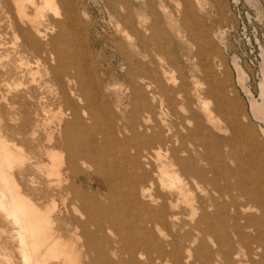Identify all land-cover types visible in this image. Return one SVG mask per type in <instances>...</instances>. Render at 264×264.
Masks as SVG:
<instances>
[{"label":"bare ground","instance_id":"bare-ground-1","mask_svg":"<svg viewBox=\"0 0 264 264\" xmlns=\"http://www.w3.org/2000/svg\"><path fill=\"white\" fill-rule=\"evenodd\" d=\"M0 2L14 36L0 52V264H264V183L248 187L243 163L228 164L236 138L222 134L239 123L223 80L212 68L207 82L205 66L190 89L175 75L152 4L109 1L129 46L114 40L126 66L121 117L100 92L98 68L83 69L74 0ZM199 25L188 33L195 44L209 31ZM140 28L151 31L156 61H146ZM137 46L145 53L135 63ZM219 55L209 45L208 60ZM260 87L264 105V76ZM93 174L100 189L90 194Z\"/></svg>","mask_w":264,"mask_h":264},{"label":"rangeland","instance_id":"rangeland-1","mask_svg":"<svg viewBox=\"0 0 264 264\" xmlns=\"http://www.w3.org/2000/svg\"><path fill=\"white\" fill-rule=\"evenodd\" d=\"M74 1L79 21L77 25L70 27L78 30L83 38L86 48L82 53V58L86 62L83 69L98 68V76L101 77L100 92L114 114L122 117L125 115L124 108L127 103L126 66L123 55L114 46V40L119 39L123 46L129 48L128 42L123 35L115 33L114 17L109 7L110 0ZM128 2L131 8L140 5L147 11L149 7L148 4L146 7L145 3L152 4L160 22L159 35L179 63L175 64L174 73L177 77H182L190 89L193 88L192 76L202 79L205 75V66L209 70L207 82L210 80L215 82L216 76L209 77L212 68L215 69L217 76L223 80L225 95L230 102V117L239 123L235 122L234 129L228 128L222 134L225 138H236L233 145L236 151L235 158L228 164L235 170L240 162L243 163L242 176L248 179V187L256 188L258 182L263 184L264 114L259 108L264 107L260 87V81L264 76V0H181L180 6H177L176 0H128ZM162 3L166 6L161 7ZM10 14L9 11L5 13L0 9V34L3 35L4 42L3 46H0V52L3 54L12 50L14 42L11 30H7ZM149 16L143 15L141 20L147 27L153 23V18ZM182 16L185 18V24L180 23ZM199 24L207 27L209 31L206 43L201 38L195 44L188 33L192 26L201 30ZM140 30L147 37L146 61L150 62L151 59L156 61L160 55L150 38V29ZM68 42L76 46L79 39L71 38ZM209 45L214 46L220 54L215 58V64L208 60ZM204 49L206 56L202 52ZM132 52L135 63L141 59L134 54L145 53L141 46L134 47ZM10 56L13 59L15 55L12 52ZM123 113L124 115H121ZM251 155H255L254 159ZM91 177L93 183L86 181L85 190L95 194L99 188V177L94 174ZM101 190L106 192L105 187ZM239 191L232 189L230 192L232 198L230 203H235L236 209H241L246 201L240 197Z\"/></svg>","mask_w":264,"mask_h":264}]
</instances>
